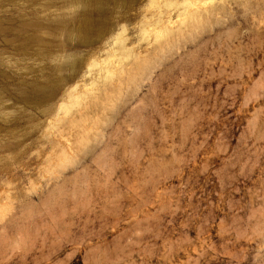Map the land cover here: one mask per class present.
Here are the masks:
<instances>
[{"label": "rangeland", "instance_id": "1", "mask_svg": "<svg viewBox=\"0 0 264 264\" xmlns=\"http://www.w3.org/2000/svg\"><path fill=\"white\" fill-rule=\"evenodd\" d=\"M67 1L0 0V264H264V0Z\"/></svg>", "mask_w": 264, "mask_h": 264}, {"label": "bare ground", "instance_id": "2", "mask_svg": "<svg viewBox=\"0 0 264 264\" xmlns=\"http://www.w3.org/2000/svg\"><path fill=\"white\" fill-rule=\"evenodd\" d=\"M65 1H67V0H65ZM70 1H72V0H70ZM69 1V2H70ZM202 0H184L183 1V3H181V9H186V11H191V13H192V15L194 16V18H198L199 16H202L203 14L202 13H198L197 12V8H195V9H190L192 6H194V5H197V6H199L198 5V3H200ZM68 2V1H67ZM72 2H74L75 4L77 3V4H80V5H82V7L83 8H81L80 10H79V12H81V10H82V12L81 13H79L80 15H82V22L79 24V26H77V25H75L74 27H70V26H68V25H66V24H61V23H63V22H61L60 24L62 25V27L61 26H59L60 24H57V26L58 27H61V29L63 28V29H66L67 30V32H68V34H74V32L76 33V35H77V37H78V39H79V42L81 43V44H84V45H86V44H88V43H90V38H89V31H90V23L92 24L93 23V21H94V15L96 14V13H98L101 9H103V8H101V6H100V4L99 3H96V2H94V1H92V0H73ZM71 2V3H72ZM126 2V1H125ZM65 4H67V6H69L68 4L69 3H65ZM73 4V3H72ZM102 4V3H101ZM107 4V3H106ZM74 5V4H73ZM79 6V5H78ZM71 7V6H70ZM216 9H220V10H222L223 8H224V6L223 5H217L216 7H215ZM189 11V12H190ZM186 15H188V14H186ZM58 19L59 18H61V17H57ZM57 19V20H58ZM54 20V19H53ZM57 20H54V21H57ZM79 20H81V19H79ZM61 21H62V19H61ZM45 22H47L48 23V20H46ZM53 21L51 20V22H50V20H49V23H52ZM80 22V21H79ZM96 22V21H95ZM159 22V21H158ZM57 23H59V22H57ZM160 23H161V21H160ZM159 24V23H158ZM165 24V21H164V23H162V25H164ZM162 25H160L159 24V28H160V32H167V33H171V35L173 36V37H175V36H180V32H181V29H175L174 27H170V26H162ZM39 26H41V25H39ZM42 26H43V24H42ZM47 26H48V24H47ZM47 26H45L46 28H48ZM45 27H40L39 29H43V28H45ZM57 27V28H58ZM45 28V29H46ZM58 29H60V28H58ZM161 29H164V30H161ZM44 30V29H43ZM43 30H40V31H42V34H45L44 32H43ZM40 31H39V33H40ZM45 31V30H44ZM47 31V30H46ZM42 34H38V35H41V37H44L45 35H42ZM47 35V34H46ZM103 35V34H102ZM41 37H39V39L41 38ZM42 40V39H41ZM67 60H68V67H73V66H77L76 64L78 63V61H79V57L78 56H72V57H68V58H66ZM67 62V61H66ZM59 68V67H58ZM74 68V67H73ZM76 68V67H75ZM74 68V69H75ZM72 69V68H71ZM39 77V76H38ZM46 78V77H45ZM54 81V80H53ZM53 81L51 80V79H47L46 80V85L44 86H36L37 87V90L39 91V92H43V91H46L45 90V88H48V89H52V88H56V86L58 85L57 83H53ZM42 85V84H41ZM32 87V86H31ZM50 95V94H49ZM27 96V95H26ZM39 97V96H38ZM49 100H51L50 99V97H48V99H47V102L49 101ZM7 103V102H6ZM43 103V102H42ZM5 107V106H4ZM2 144V141H1V143H0V145ZM4 144V143H3ZM3 146V145H2ZM2 146H1V148H2ZM7 147V146H6ZM0 148V149H1ZM4 148H5V146H4ZM2 157H3V155H2ZM1 157V158H2Z\"/></svg>", "mask_w": 264, "mask_h": 264}]
</instances>
